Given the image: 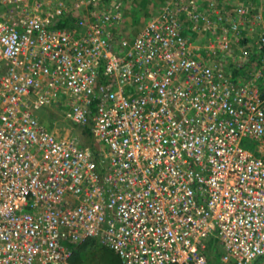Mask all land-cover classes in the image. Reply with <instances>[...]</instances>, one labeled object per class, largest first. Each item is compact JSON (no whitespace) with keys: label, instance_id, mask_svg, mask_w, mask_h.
I'll return each mask as SVG.
<instances>
[{"label":"built area","instance_id":"obj_1","mask_svg":"<svg viewBox=\"0 0 264 264\" xmlns=\"http://www.w3.org/2000/svg\"><path fill=\"white\" fill-rule=\"evenodd\" d=\"M203 4L167 0L117 50L120 1L0 0V264H73L90 237L122 264H208L213 238L224 264L264 257V61L221 66L258 16Z\"/></svg>","mask_w":264,"mask_h":264},{"label":"rangeland","instance_id":"obj_2","mask_svg":"<svg viewBox=\"0 0 264 264\" xmlns=\"http://www.w3.org/2000/svg\"><path fill=\"white\" fill-rule=\"evenodd\" d=\"M114 1H120L123 10H124V20L119 25V31L122 32L127 39H133L135 34L138 32V30L141 28V26L144 24V22L151 17L152 14L157 12L163 4L167 0H114ZM204 3L202 8L204 10L210 8L208 7V2L215 3L214 8H218V10L222 11V13H231L235 11L240 5L248 6L251 12V20L253 21L254 14L258 17L256 20H254V23H249L248 26H245L244 29L245 35H247V38H249V43L246 44V46H241L238 44V40L241 38H237L235 36L232 37V50L231 52L234 53V55H237V53H244L247 52L253 48L254 41L252 39V34L258 36L261 33L264 32V0H201V3ZM259 22V23H258ZM253 27L254 31L249 32V29ZM223 28L226 29V32L228 33V23H224L223 27H220V29L223 31ZM220 30V31H221ZM229 34V33H228ZM246 38V37H245ZM241 50L243 52H241ZM221 59V62H223L225 68V71L230 72V64L233 59H230V57L227 59ZM239 61V58L237 59ZM37 116L47 125L50 127L52 126L53 121V115L49 108H43L36 112ZM64 124H68L67 122L60 119L57 121V127H61ZM76 132L81 136L83 141L86 144V137L82 133L81 128H76ZM92 142L90 141V144ZM95 146H99L101 148V145L98 141H94ZM242 145L245 148H248L254 152L257 151L258 143L256 140L250 139L245 137L242 141ZM94 247L93 251H89L90 247ZM73 254L70 258V261L73 264H122L121 258L118 255L116 251L111 249L110 247L102 244L100 241L96 240V238H88L84 242H81L80 244H74L72 245ZM223 252V251H222ZM221 252V253H222ZM220 255V259H221ZM221 264H224L222 261H220ZM227 264H237L235 261H230ZM247 264H264V257H261L259 260L249 262Z\"/></svg>","mask_w":264,"mask_h":264},{"label":"trees","instance_id":"obj_3","mask_svg":"<svg viewBox=\"0 0 264 264\" xmlns=\"http://www.w3.org/2000/svg\"><path fill=\"white\" fill-rule=\"evenodd\" d=\"M110 1V0H108ZM81 13L79 12H73V13H67L63 16H61L58 20L54 22L52 25V28H68V29H79V25L77 24V21L80 18ZM115 48L117 50H120V40L123 38L124 34L120 32L119 30L115 33ZM249 38H243L240 41L241 46H246L247 43H249ZM254 47L250 49L247 59L238 61V56L234 55L233 52H230L227 54L226 58L233 59L230 64V69L227 74L228 76L233 80H238L240 78H245L246 76H249L251 72L256 69L260 64L264 61V42L256 43L254 42ZM238 54V53H237ZM225 58V59H226ZM224 61V59L222 60ZM221 66H224L223 62ZM82 133L86 137V145L89 146L92 150V153L94 157L97 160H100V147L94 145V137L92 135L91 129L89 126L83 127ZM90 141L92 142L90 144ZM94 247H90L89 251H93ZM222 249H220L218 245V241L216 239H211L208 242V246L206 249L207 257H208V264H221L220 255L222 254ZM260 259V258H259ZM256 259V260H259ZM255 260V261H256Z\"/></svg>","mask_w":264,"mask_h":264}]
</instances>
